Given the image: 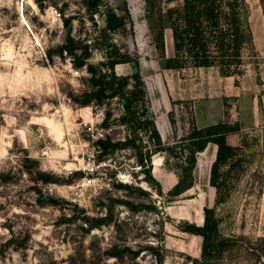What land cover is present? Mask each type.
<instances>
[{"label":"rangeland","instance_id":"rangeland-1","mask_svg":"<svg viewBox=\"0 0 264 264\" xmlns=\"http://www.w3.org/2000/svg\"><path fill=\"white\" fill-rule=\"evenodd\" d=\"M79 1L0 0V264H264V0H245L252 40L243 48L242 74L232 77L215 67H163L147 16L182 0H104L128 15L113 41L138 58L150 115L162 141L175 146L153 156V166L160 162L152 174L161 195L144 180L131 151L95 161L102 114L68 96L88 76L67 56L47 58L46 50L66 36L64 16L75 17L73 35L93 34ZM164 43L170 58V28ZM101 58L93 51V62ZM116 70L129 74L135 67L125 63ZM240 92L257 100L259 120L247 123L242 99L243 121L228 122L239 129L227 134L235 155L219 166L218 189L210 183L217 149L210 142L196 153L193 187L170 197L178 165L190 155L196 111L198 117L202 107L235 113ZM197 99L205 103L196 105ZM206 206L218 234L204 252L202 236L183 227L201 226L196 216L200 212L204 221Z\"/></svg>","mask_w":264,"mask_h":264},{"label":"trees","instance_id":"trees-1","mask_svg":"<svg viewBox=\"0 0 264 264\" xmlns=\"http://www.w3.org/2000/svg\"><path fill=\"white\" fill-rule=\"evenodd\" d=\"M86 18L93 26V34L84 37L71 33L74 15L62 18L67 27L64 40L57 48H48L46 55L69 59L78 72L87 74L86 83L78 91L69 92L70 100L79 107L99 110L102 118L95 135L94 159L98 163L113 159L121 150L131 151L135 163L144 174L143 178L162 194L161 184L152 174L153 156L162 152H174L175 146L166 145L150 115L144 82L139 71V60L113 41L112 34L124 31L128 15L117 12L104 0H80ZM147 4L151 0H146ZM171 3L172 0H160ZM149 12V11H148ZM62 14V13H61ZM155 48L164 60L165 68H217L221 76L241 75L242 52L252 40L248 23V5L245 0H182L180 6H160L156 17L147 16ZM170 28L174 54L165 55L164 31ZM102 58L91 60L93 51ZM57 53V54H56ZM132 63L135 70L129 74L117 72L119 64ZM119 130L124 131L120 137ZM236 125L227 121L203 128H195L187 140L190 155L184 165H178L177 181L167 192L176 197L193 187L196 153L204 151L212 142L217 146L211 165L210 183L218 189L219 166L235 155V148L227 143L226 136L238 131ZM201 226L185 222L184 231L201 235L202 249L207 252L218 234L213 209L204 207Z\"/></svg>","mask_w":264,"mask_h":264},{"label":"crops","instance_id":"crops-1","mask_svg":"<svg viewBox=\"0 0 264 264\" xmlns=\"http://www.w3.org/2000/svg\"><path fill=\"white\" fill-rule=\"evenodd\" d=\"M224 77H232V76H224ZM236 95L238 98H236V101H235V103L237 104V105H235L236 106L235 113L232 112V109L229 110L228 113H226L225 109L221 108V110H219L216 114H213V113L209 112L207 109H204L202 107L203 114L199 115V117H198V113L196 111L197 128H203V127H207V126L212 125V124H216L219 122H225V121L231 123L233 120L236 119V117L241 118V121H243V114H242V109H241L242 99H245V102H244L245 108L248 110L247 114H249V117L247 119V123H251V122L255 121V123L257 125L258 120H259L257 110L255 109V106L257 105V100L255 98L250 99L248 96H245L244 92H240L239 94H236ZM207 97H209V96H207ZM218 99L221 100L220 97H218ZM201 101H202V105H203L205 103L204 99L203 100H199V99L195 100L196 105H198L199 102H201ZM247 123H246L245 128H247L249 126V124L247 125ZM245 128H241V130H244ZM229 136L230 135L226 136L227 142L229 141ZM228 143L230 145H233V144H231V142H228ZM159 164H160V162H154V166H153V172L154 173L157 172L156 170H157V166ZM197 222L200 224L203 222V219L201 222L199 220H197Z\"/></svg>","mask_w":264,"mask_h":264},{"label":"built area","instance_id":"built-area-1","mask_svg":"<svg viewBox=\"0 0 264 264\" xmlns=\"http://www.w3.org/2000/svg\"><path fill=\"white\" fill-rule=\"evenodd\" d=\"M51 12H52L54 15H56V16H60V15H61V12H60L58 9H56V8H52Z\"/></svg>","mask_w":264,"mask_h":264},{"label":"water","instance_id":"water-1","mask_svg":"<svg viewBox=\"0 0 264 264\" xmlns=\"http://www.w3.org/2000/svg\"><path fill=\"white\" fill-rule=\"evenodd\" d=\"M157 210H158L159 212H162V210H163L160 201L157 203Z\"/></svg>","mask_w":264,"mask_h":264},{"label":"bare ground","instance_id":"bare-ground-1","mask_svg":"<svg viewBox=\"0 0 264 264\" xmlns=\"http://www.w3.org/2000/svg\"><path fill=\"white\" fill-rule=\"evenodd\" d=\"M155 161H156V160H155ZM198 213H199V216H198V217L196 216V219L199 220V221H201V220H202V217H201L202 215H201L200 212H198Z\"/></svg>","mask_w":264,"mask_h":264}]
</instances>
